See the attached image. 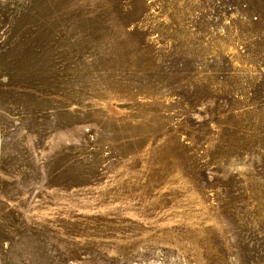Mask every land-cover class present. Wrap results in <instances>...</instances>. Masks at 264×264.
Masks as SVG:
<instances>
[{
  "label": "rangeland",
  "instance_id": "374dc122",
  "mask_svg": "<svg viewBox=\"0 0 264 264\" xmlns=\"http://www.w3.org/2000/svg\"><path fill=\"white\" fill-rule=\"evenodd\" d=\"M0 264H264V0H0Z\"/></svg>",
  "mask_w": 264,
  "mask_h": 264
}]
</instances>
